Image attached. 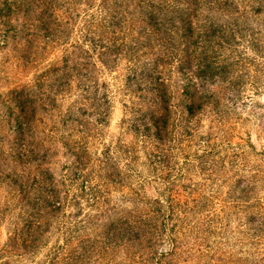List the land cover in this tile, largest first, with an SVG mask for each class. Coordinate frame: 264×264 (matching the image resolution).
Listing matches in <instances>:
<instances>
[{"label":"trees","instance_id":"1","mask_svg":"<svg viewBox=\"0 0 264 264\" xmlns=\"http://www.w3.org/2000/svg\"><path fill=\"white\" fill-rule=\"evenodd\" d=\"M261 13L264 0H0V49L34 67L0 92V264H264V148L197 139L204 116L228 130L251 62L236 49L262 53ZM114 85L129 143L94 132Z\"/></svg>","mask_w":264,"mask_h":264},{"label":"rangeland","instance_id":"2","mask_svg":"<svg viewBox=\"0 0 264 264\" xmlns=\"http://www.w3.org/2000/svg\"><path fill=\"white\" fill-rule=\"evenodd\" d=\"M260 21L264 20V13H261L259 16ZM255 22V20H253ZM261 38L263 51L260 54L255 55L252 50L246 48L245 43H242L237 49L236 53L243 57H248L251 62H242L241 67H237L236 71L238 73L247 74L244 76L243 83L241 86V99L234 103L236 112L232 115V121L228 130L219 131V127L216 122L211 120V117L204 116L198 127L197 139L201 140L208 134H212V138L215 139L217 144L222 145V147H227L228 142L231 144H236L241 142L242 139L249 140V142L254 145L258 150L264 148V24L261 23L260 26ZM12 46H7V48L0 49V92H5L8 89L19 86L24 83L31 82L34 77V67L31 68L30 64L26 67L14 57V51H12ZM254 60V62L252 61ZM245 61H248L247 59ZM240 68V69H239ZM107 80H110V76L106 77ZM177 76L172 77L174 86H178ZM119 83V82H117ZM216 89L217 85H212ZM114 97L111 99V109L108 115L106 122L96 128L94 132H98L100 141L97 142H112L116 141L119 138L125 140L129 143L132 140V137L129 134H126L124 137L121 135L122 131V120L125 115L124 101L126 100L125 96L118 90H116L115 85L113 89ZM178 95V94H177ZM72 97H68V94H63L58 98L60 103V109L65 110L66 106L72 101ZM62 129V127H61ZM61 129L57 132V136H60ZM30 140L33 141L32 146H34V130L30 132ZM33 137V138H32ZM242 138V139H241ZM7 141L5 140V143ZM96 150L100 151V145H97ZM194 149V150H193ZM191 148V152L198 150L197 146ZM142 155V153L140 154ZM57 158V159H56ZM142 158V156H141ZM54 160H57L58 165L66 162V157L63 155L61 148L58 149V154L54 156ZM193 180L199 181L201 178L198 174L192 175ZM151 188L147 186L146 195H150ZM117 196V195H114ZM6 202V195L3 190L0 191V207H2ZM12 213H8L2 219L0 223V245L6 240V230L10 222V217ZM18 264H34L30 261H22Z\"/></svg>","mask_w":264,"mask_h":264}]
</instances>
